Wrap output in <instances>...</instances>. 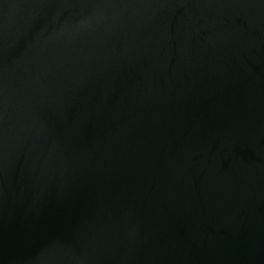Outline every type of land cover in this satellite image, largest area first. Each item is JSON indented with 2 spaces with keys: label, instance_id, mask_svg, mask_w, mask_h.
Returning <instances> with one entry per match:
<instances>
[{
  "label": "water",
  "instance_id": "1",
  "mask_svg": "<svg viewBox=\"0 0 264 264\" xmlns=\"http://www.w3.org/2000/svg\"><path fill=\"white\" fill-rule=\"evenodd\" d=\"M0 264H264V0H0Z\"/></svg>",
  "mask_w": 264,
  "mask_h": 264
}]
</instances>
